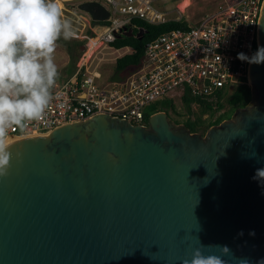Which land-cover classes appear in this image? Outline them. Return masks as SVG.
Returning a JSON list of instances; mask_svg holds the SVG:
<instances>
[{
    "label": "water",
    "instance_id": "water-1",
    "mask_svg": "<svg viewBox=\"0 0 264 264\" xmlns=\"http://www.w3.org/2000/svg\"><path fill=\"white\" fill-rule=\"evenodd\" d=\"M248 81L255 104L204 135L158 111L146 126L96 114L12 141L0 264H183L200 243L228 246L204 250L225 264H264V62Z\"/></svg>",
    "mask_w": 264,
    "mask_h": 264
},
{
    "label": "built area",
    "instance_id": "built-area-1",
    "mask_svg": "<svg viewBox=\"0 0 264 264\" xmlns=\"http://www.w3.org/2000/svg\"><path fill=\"white\" fill-rule=\"evenodd\" d=\"M86 1L102 3L110 16L96 21L83 11L87 15L78 20L83 28L71 25L72 37L83 43L80 62L70 77L51 90L52 100L41 119L26 122L22 130L10 127L8 139L46 134L96 114L146 126L148 110L160 99L182 103L186 93L209 99L220 90L232 92L248 77L247 58L260 47L264 0H225L197 22L186 18L189 29H173L148 42L141 65L124 79H104L100 67L105 55H116L112 59L117 60L132 50L112 45L118 37L128 30L139 33V21L158 25L184 16L181 9L174 15L168 11L166 0H62V8L82 11L78 5ZM241 53L247 58H241Z\"/></svg>",
    "mask_w": 264,
    "mask_h": 264
},
{
    "label": "clouds",
    "instance_id": "clouds-1",
    "mask_svg": "<svg viewBox=\"0 0 264 264\" xmlns=\"http://www.w3.org/2000/svg\"><path fill=\"white\" fill-rule=\"evenodd\" d=\"M73 35L70 21L63 18L62 0H0V177L9 174L8 129L22 130L26 122L41 119L58 75L56 43ZM247 59L264 62V47ZM15 155L18 159L19 151ZM211 248L230 252L226 245L200 243L183 264H225L221 255L204 251Z\"/></svg>",
    "mask_w": 264,
    "mask_h": 264
},
{
    "label": "trees",
    "instance_id": "trees-1",
    "mask_svg": "<svg viewBox=\"0 0 264 264\" xmlns=\"http://www.w3.org/2000/svg\"><path fill=\"white\" fill-rule=\"evenodd\" d=\"M138 25L145 30L142 37H138V30L134 29L135 35L120 36L112 42V45L116 48L130 47L132 50L131 52L117 58L114 65V73L109 80H122L128 74L138 69L144 58L145 46L148 42L173 29H189L191 23L184 17L179 21L171 20L158 25L139 21ZM71 54H73L72 51ZM76 63L77 60L75 59L73 71L76 68ZM253 97L254 94L252 87L249 84L248 77H244L243 81L236 86L232 92L220 90L215 96H212L209 99L195 98L189 93H186L183 97L182 105L186 108L189 116L184 121V125L190 129L191 132H200L204 135L210 127L218 125L226 119L232 118L237 109L247 107L253 101ZM194 103H198L197 108L200 109L197 113L193 110ZM170 110H173L180 115L174 101L169 100V102H165L162 107L157 108L154 106L149 109L148 120L151 112L166 111L169 113ZM222 110H224V112L216 116V113ZM207 114L209 116L208 118H205V115ZM176 123L179 122L176 121Z\"/></svg>",
    "mask_w": 264,
    "mask_h": 264
},
{
    "label": "rangeland",
    "instance_id": "rangeland-1",
    "mask_svg": "<svg viewBox=\"0 0 264 264\" xmlns=\"http://www.w3.org/2000/svg\"><path fill=\"white\" fill-rule=\"evenodd\" d=\"M183 1L184 0H166L164 5H166V9L172 12L173 15L175 10L181 9L183 10L182 12L185 18H188L191 22H197L206 13L216 9L225 0H191V4L189 6H186V8H182L181 3ZM83 15L87 14H84L83 11H79L76 8H72L70 6H68L66 9L63 8V18L70 21L71 25L76 28H83L82 25L80 26L78 24V20H80ZM74 27L72 28L75 29ZM70 49L73 54H71ZM83 53V43L73 37L68 40H64L63 38H61L57 41L56 48L53 53V59L58 70V75L52 90L55 88L56 84H60L61 82L65 81L68 77H70V75L73 73L75 59L77 60V65L80 62ZM114 56L116 55L106 54L105 59L102 61L100 68L104 79H109L114 73V65L116 62L115 59H112ZM96 62L97 60L95 61V63ZM255 96L256 94L254 95V97ZM254 97L253 101L249 105L255 104ZM165 102H169V100L160 99L156 101L154 105L159 108L162 107ZM174 104L177 108V111L180 112V115L177 112H174L173 110H170L169 114L171 115L172 119L177 120L179 122L178 125L183 124L189 114L187 113L186 108L182 105L179 99H176L174 101ZM193 110L196 113L200 111V109L197 107H194ZM223 112L224 110L217 112L216 116L220 115ZM208 116V114L205 115V118H208Z\"/></svg>",
    "mask_w": 264,
    "mask_h": 264
},
{
    "label": "bare ground",
    "instance_id": "bare-ground-1",
    "mask_svg": "<svg viewBox=\"0 0 264 264\" xmlns=\"http://www.w3.org/2000/svg\"><path fill=\"white\" fill-rule=\"evenodd\" d=\"M191 4V0H184L182 3H181V7L182 8H186V6H189ZM183 11V10H182ZM51 132L49 133H46L44 135H49ZM43 135V134H41ZM21 138H24V137H13V138H10L11 141H14V140H17V139H21Z\"/></svg>",
    "mask_w": 264,
    "mask_h": 264
},
{
    "label": "flooded vegetation",
    "instance_id": "flooded-vegetation-1",
    "mask_svg": "<svg viewBox=\"0 0 264 264\" xmlns=\"http://www.w3.org/2000/svg\"><path fill=\"white\" fill-rule=\"evenodd\" d=\"M237 110H238V109H237ZM237 110H236V111H237ZM235 113H236V112H235ZM235 113H234V114H235ZM169 115H170V114H169ZM233 116H234V115H233ZM233 116H232V117H233ZM170 118H171V115H170ZM171 120H172L174 123H176V121H177V120H174V119H172V118H171ZM176 124L178 125V123H176ZM179 125H184V123H183V124H179Z\"/></svg>",
    "mask_w": 264,
    "mask_h": 264
}]
</instances>
